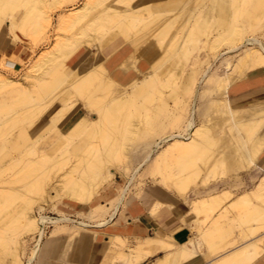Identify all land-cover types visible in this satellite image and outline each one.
Returning <instances> with one entry per match:
<instances>
[{
    "label": "bare ground",
    "instance_id": "1",
    "mask_svg": "<svg viewBox=\"0 0 264 264\" xmlns=\"http://www.w3.org/2000/svg\"><path fill=\"white\" fill-rule=\"evenodd\" d=\"M76 1L0 0V37L7 22L18 43V28L31 41L49 39L54 18L56 30L72 32H58L23 73L10 53L0 57V264H26L28 235H37L39 259L48 225L54 236L73 226L70 242L83 231H110L147 170L189 203L183 220L196 222L200 236L156 231L129 247L111 233L109 246L127 249L111 248L110 264H140L153 253L149 244L166 251L153 264L199 256L205 264H255L264 256V172L237 190L241 175L264 162V91L243 106L230 93L264 74V0ZM118 174L129 185L99 205ZM59 197L80 204L86 220L47 215Z\"/></svg>",
    "mask_w": 264,
    "mask_h": 264
},
{
    "label": "crops",
    "instance_id": "2",
    "mask_svg": "<svg viewBox=\"0 0 264 264\" xmlns=\"http://www.w3.org/2000/svg\"><path fill=\"white\" fill-rule=\"evenodd\" d=\"M9 48V53L12 56H16L17 58H23L28 54V51L25 50L27 47L16 42L14 38H12L9 33L4 30V33L0 37V50H7ZM246 83L247 84L244 86L235 88L230 93L231 100L239 106L246 105L245 101L251 95H257L264 91V74L258 78H251V80L248 79ZM261 167L262 169L257 170L256 172H264V162L261 163ZM255 178L256 177L254 176V173L250 175V179H252L253 182ZM229 183H227V186H232L233 183L231 181ZM240 184L246 185V182L242 180ZM117 192L119 194V189ZM153 192L155 193V191ZM109 194L110 193L105 190L102 197L107 199L109 198L108 204H110V202H112L118 196L117 195L115 198H111L109 197ZM193 196L194 194H192L190 198ZM153 197L155 198V196H151V199L149 198L148 201H138L135 199L134 203L129 207V209L122 212L118 211L113 219V222L117 221L118 224L111 227L110 233H119L128 237L129 242L131 240L133 245L138 244L136 243L138 239L145 240L146 237L153 236L154 232L156 231H161L167 236H173L177 239L179 238L178 240H183L189 237V230L184 225L183 221H181L184 218L183 216L186 209L184 202L168 203L162 201V206L156 210H153L151 207H154L155 202L159 200H156ZM102 198L98 203L99 205L102 204L100 203L102 202ZM172 204L175 206V208L169 207ZM79 207L81 210H83L81 206ZM71 232L72 231H68L64 233L66 238L64 236L57 237L59 235H49V238H55L45 242L42 240L39 264H110L114 253L110 251L112 247L109 246L107 242L109 239V233L101 231H83L78 233V235L70 242ZM145 250L152 251L153 253L144 259L140 264H153L156 262L157 258L164 256L166 252L164 250L158 249L157 246L150 244L147 245ZM206 261L207 260L205 258L199 256L178 264H205ZM255 264H264V256L260 258Z\"/></svg>",
    "mask_w": 264,
    "mask_h": 264
},
{
    "label": "rangeland",
    "instance_id": "3",
    "mask_svg": "<svg viewBox=\"0 0 264 264\" xmlns=\"http://www.w3.org/2000/svg\"><path fill=\"white\" fill-rule=\"evenodd\" d=\"M82 1L83 0H77L74 3V6H79ZM159 3L161 4L162 1H160ZM66 7H67L66 9H68V7H70L69 4ZM57 13L58 12L55 11L54 12V16H57ZM262 13L263 14H261V16H259L261 22L259 23V26H258L259 30L257 31L258 32L257 34H260L261 33L260 32L261 28L264 27V12H262ZM55 21L56 20L54 18V25L52 27H50L51 29H49L50 31L48 32L49 39H44V38H41L42 36H39V37H34L35 40L31 41L32 40L31 37H33V35H31V34H25L24 35L23 33L20 32L19 28L17 29V33L23 39L22 42H19V43L22 44V45H25L27 47L25 50L28 51V54L25 57H23V58H17L14 55L11 56V58L14 61L13 63L17 65V68H21L22 73L25 71V69H26L25 67L29 64V62L32 61L35 58V56L42 49H44L46 46H49L51 44L52 39H54L55 35H57L58 32H59V34H63V35L72 33V32H70V33L69 32H65L67 30H65V31L64 30H60V31L56 30L57 28H55ZM18 22H19V18L16 19V23H18ZM5 26H4V30H6L9 33L10 30H9L8 26L7 25H5ZM108 35H109V31H107L103 35H101V38H100V40L98 41L97 44H100V46L105 47ZM29 48H31V49H29ZM92 49L95 50L96 47H93ZM9 52H10V48L7 49V50H0V57L3 56L4 53H9ZM88 57H92V51H91V53L88 54ZM7 73H8V75H10L12 77L19 75V74H14L12 71H7ZM60 124H61V122H57L56 123V127H55V125H53L54 127L51 126L47 130H45L44 136H43L44 137L43 140L45 141V140L53 139L54 135L57 132V129L60 127ZM43 140H41V141H43ZM133 163H134L135 167L138 166V164L135 163L134 160H133ZM144 168H146V166H144L142 168L141 172L146 171ZM253 173H254V176L257 177L261 173H263V171L256 172V173L253 172ZM145 174H147V178H143L144 179L143 181H142V179L140 180V178L137 179L136 183H139V184H136L135 187L133 186L132 190L131 189L128 190V192L126 193L124 199L122 200V203L119 206V211L122 212L124 210L129 209V207L134 203L135 199H137L138 201L139 200L146 201V199H148L147 194L149 193V189L155 191L156 196H155L154 199H156V200L160 199V200L168 202V203H181L180 200H178L174 196L168 194L166 192V190L164 188H162L160 185L154 184V181L151 180L150 177H148V175H149V171L148 170L146 171ZM241 176H242L241 180H244V182H246V185L245 184H244L245 186L241 185L240 186V190H237L239 192L242 191L243 188H250V187H252L254 185L253 180L250 179V175H247V173H243ZM211 177L212 176L210 175L209 178H211ZM127 180L128 179H126L124 177H121L120 174H118L116 183H111L110 182L109 186L106 189V191L108 193H110L109 197L115 198L118 195V192H117L118 189L120 190V188L122 186L129 185V182H127ZM229 182L230 181H227V183H229ZM227 183L224 184L223 186L226 187ZM223 186L220 185L218 188H221ZM131 188H132V184H131ZM53 194L55 195V193H53ZM108 199L107 198H102V200H101L102 202H100V203L108 204L109 203ZM182 202H184V206H186V208L188 209L189 208V203L185 202V201H182ZM74 206L75 207L77 206L76 209H75ZM79 206H81V205L76 203V202L70 201L68 199H64L62 197L54 198L52 201L49 202V205H48L47 210H46V214L51 216V217H64V216L68 217L69 216V217L74 218L76 220H82V219L86 220V218H83L81 216L82 210L80 209ZM154 208H155V205H154ZM154 208H153V210H154ZM114 222L118 223L117 221H114ZM183 223L189 230V233H190L189 236H191V237H193L194 235H196L195 237H199L200 236L197 228L195 227L196 225L194 224L196 222L190 223L189 226H188V223L185 222L184 220H183ZM186 223H187V225H186ZM46 227L47 228H46L45 234L43 236V242L55 238V237L49 238V235H52V230H51L52 227H50V225H48ZM191 227H193V228H191ZM67 230L68 231H73L74 230L73 226L68 225ZM101 232L109 233V237L111 235L110 231H108V230L107 231H101ZM61 236H64L66 238L65 234L59 235L57 237H61ZM36 239H37V235H28V236H26V239L23 242L24 250L22 251V260L24 262H26V264H39V259L36 256V253H37V250H38L37 247L35 246ZM123 239L126 241V244L129 247H134V245L136 246L140 242H143V243L146 242V240H144V239H141V240L138 239V241L136 242L138 244H134L133 245L131 240L129 242V238L128 237L124 236ZM109 240H110V238H109ZM110 246L113 249H115L116 251H118V252L124 251V250L127 249L126 246H122V245H120L118 243L111 244ZM202 247L204 248V246H202ZM115 256H116V254H115ZM115 256L113 255V261H116Z\"/></svg>",
    "mask_w": 264,
    "mask_h": 264
}]
</instances>
